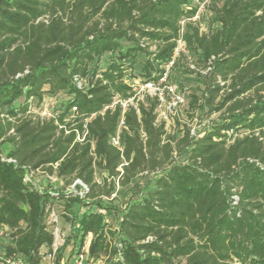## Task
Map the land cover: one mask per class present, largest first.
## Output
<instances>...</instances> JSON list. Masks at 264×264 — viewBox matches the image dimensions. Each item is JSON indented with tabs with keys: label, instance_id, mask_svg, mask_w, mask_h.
Returning a JSON list of instances; mask_svg holds the SVG:
<instances>
[{
	"label": "trees",
	"instance_id": "obj_1",
	"mask_svg": "<svg viewBox=\"0 0 264 264\" xmlns=\"http://www.w3.org/2000/svg\"><path fill=\"white\" fill-rule=\"evenodd\" d=\"M209 9L206 32L189 21L181 34L194 0H0V235L8 240L0 264H45L54 243L48 207L58 205L76 232L57 264L90 235L89 256L103 264H264V0H210ZM181 38L207 71L197 74L205 90L189 96L191 109L222 114L198 137L177 139L156 123L158 98L137 101L132 82L160 84L181 58ZM61 95V122L72 107L79 131L93 117L94 149L32 119L45 98ZM133 98L138 107L124 110ZM122 118L123 152L111 141ZM37 170L65 185L40 190L25 180ZM144 173L154 175L149 184L134 182ZM78 179L85 197L66 192Z\"/></svg>",
	"mask_w": 264,
	"mask_h": 264
},
{
	"label": "built area",
	"instance_id": "obj_2",
	"mask_svg": "<svg viewBox=\"0 0 264 264\" xmlns=\"http://www.w3.org/2000/svg\"><path fill=\"white\" fill-rule=\"evenodd\" d=\"M196 5L198 6V10L195 16L189 20H182L181 22V34L184 33V28L187 22L191 21L194 24H198L203 32L202 28V16L208 11L210 0H205L201 2L200 0H194ZM183 42L182 38L178 41V48L174 55V60L178 57L179 54V44ZM184 43V42H183ZM185 45V44H184ZM174 61L167 67L166 73L164 74L163 79L161 80L160 84L155 85L153 83H141L139 80L132 82V85L135 87L136 90V98L137 101H143L145 98V94H143L141 98L142 91H147L153 93L157 97L160 104L157 109V124L165 123L166 130L168 125L171 124L173 118L179 112V110L184 107L188 103L187 96L185 92L180 90L175 84L168 81L169 78V69L173 65ZM77 84L80 88H82V81L76 78ZM50 101L53 99L45 98L42 104L38 107L33 108L29 114L32 115V119L38 122H46V121H54V123L58 126L59 131L64 130L65 135H69L71 132L76 133V142L80 143L81 145L91 142L92 148L94 149V142L89 140V129L88 124L91 122L93 117L86 118L81 120L83 123L82 131H79L76 127L78 124V109L77 107H72L69 112L64 116L63 121H60L61 111L60 109L53 110L49 107ZM135 98L121 102L123 109L126 110L129 106H133L135 108L138 107L137 102L135 103ZM117 103V102H116ZM115 103V104H116ZM69 126V127H68ZM124 127V118L121 120L120 128L117 134L112 138V144L121 152H123L124 148L120 142V134L121 130ZM128 165V162L124 160V162L118 168L120 172V176L124 174V167ZM57 165L54 166L57 169ZM37 170L36 172H39ZM36 172H28L25 176L26 181H33L35 182L39 189L42 190V185L36 182L34 179V174ZM43 173H45L43 171ZM47 180L48 183L51 185L53 190L57 189V184L60 182V179L54 174H48ZM98 184H102V180H96ZM68 195L74 194L76 196L85 197V195L89 192V187L84 184L81 180H76L72 185L68 186L66 189ZM114 195H112L113 197ZM47 224L49 227V231L54 236V243L52 246L51 252L45 258V264H57L58 254L60 249L66 244V239L71 234L76 232V228L69 224L67 232L62 227L61 221V214L57 207H48V220ZM92 235L89 236V239L86 241L82 251L80 253H74V255L67 260V256L72 253L71 247H68L65 251L64 257L60 260L59 264H103L102 260L96 261L91 259L89 256V249H90V242H91ZM8 264H23L20 261H9Z\"/></svg>",
	"mask_w": 264,
	"mask_h": 264
},
{
	"label": "rangeland",
	"instance_id": "obj_3",
	"mask_svg": "<svg viewBox=\"0 0 264 264\" xmlns=\"http://www.w3.org/2000/svg\"><path fill=\"white\" fill-rule=\"evenodd\" d=\"M211 16L210 9L202 16V28L203 32L207 31L209 21L208 18ZM179 54L178 57H181L177 61V65H175L173 68L170 67L169 71V78L168 81L175 84L180 90L185 92L188 103L182 107L179 112L176 114V116L173 118L171 124L168 125L167 132L170 136H176L177 139L182 138L186 132H190V135L193 137H198L201 135V133L210 126L215 120L218 119L219 115L222 113L213 114L212 116L207 115V110L203 111L200 109L193 110L190 107V98L189 96L195 95L201 98L203 96L205 85L202 83V80H199L197 77V74H203L205 75L207 71L202 70L197 64H196V58L195 56L189 54V52L186 50V47L184 43L182 42L179 44ZM177 57V58H178ZM108 60V57H106L105 61ZM187 68H190L194 71V74L186 73ZM229 85V83H227ZM141 98L143 94H145V97H154L155 95L151 92L142 91ZM49 99V98H48ZM68 97L61 95L58 100L50 101L49 107L51 109L56 110L59 109L62 103L67 102ZM145 100V98H144ZM136 103V102H135ZM201 103V102H200ZM239 135H243L242 133H239ZM8 145L4 146V149H7ZM181 157H183V154H180L178 151L174 154V160H181ZM154 177L153 174L144 173L143 175H139L134 182H139L141 186H146L149 184ZM34 179L39 184H48L47 175L46 172L43 173V171L36 172L34 174ZM97 179L101 180V177L99 174H97ZM111 179H109V182ZM63 185H65L63 182H60ZM103 184V183H102ZM67 189V187H66ZM125 190H123L121 187L117 186L114 197L120 198L119 201H117L115 204H119L121 201L126 199V197L122 196L124 194ZM106 199V198H105ZM60 214H61V221H62V227L67 232L69 223L67 222L66 218L63 216V207L61 205L57 206ZM106 220L108 224L115 228L116 225V216L114 212L106 213ZM8 242L7 238L4 237V235H0V249L2 246H4Z\"/></svg>",
	"mask_w": 264,
	"mask_h": 264
}]
</instances>
